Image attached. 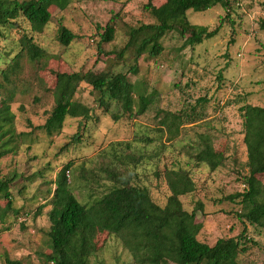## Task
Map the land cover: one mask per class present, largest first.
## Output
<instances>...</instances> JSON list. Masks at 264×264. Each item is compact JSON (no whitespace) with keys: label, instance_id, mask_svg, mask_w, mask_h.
<instances>
[{"label":"rangeland","instance_id":"374dc122","mask_svg":"<svg viewBox=\"0 0 264 264\" xmlns=\"http://www.w3.org/2000/svg\"><path fill=\"white\" fill-rule=\"evenodd\" d=\"M162 2L152 0L155 6ZM147 3L71 0L62 11L50 7L51 20L40 34L32 33L21 18L17 27L0 29V106L6 101L13 116L11 134L1 133L0 146L7 142V147L0 149V177L14 178L9 191L17 211L0 221V264L6 258L21 264H46L47 204L62 168L70 163L66 175L71 190L80 202L90 204L111 186L100 168L129 164L123 154L139 162L132 183L146 187L159 206H164L170 194L164 170H188L195 190L180 201L184 210L195 211V221L202 225L197 239L212 246L218 239L245 230L246 237L257 245L240 256L238 263L264 264V231L239 219V199H229L243 191L248 175L239 108L246 104L264 108V28L260 26L264 0H237L228 8L216 5L203 12L189 10L190 24L209 31L218 28L217 34L189 47L183 46L179 33H168L161 40L162 54L152 59L143 55L129 72L133 52L128 50L121 57L117 53L127 42L129 27L154 23L144 8ZM107 23L114 27V39L101 43ZM60 26L75 35L68 46L57 40ZM23 32L33 36L45 55L34 62L22 56L19 69L6 80L1 71L19 51ZM87 71L124 73L130 83H139L147 94L152 93L153 99L140 115L135 113L136 98L132 114L123 113L115 103L105 111L98 105L97 93L81 83L74 99L91 109L89 121L67 118L61 131L50 136L34 129L44 123L54 105L55 73ZM173 114L182 123L178 134L169 139L161 121L171 120ZM202 138L224 157L216 170L194 160ZM111 151L121 158H112ZM258 178L264 184V174ZM5 204L0 198V207ZM95 243L97 250L90 264H135L115 236L102 231Z\"/></svg>","mask_w":264,"mask_h":264},{"label":"trees","instance_id":"16d2710c","mask_svg":"<svg viewBox=\"0 0 264 264\" xmlns=\"http://www.w3.org/2000/svg\"><path fill=\"white\" fill-rule=\"evenodd\" d=\"M235 1L237 0H163L159 6H155L152 0H148L144 8L153 17L154 23L129 27L127 42L117 54L121 57L128 50L133 52L134 62L129 68V72H132L143 55L152 59L162 54L161 40L168 33H179L184 38L183 46L199 45L203 40L214 37L218 28L209 31L207 27L190 24L187 12H203L216 5L228 8ZM70 3L71 0H0V29L6 26L17 27V20L21 18L26 21L32 33L40 34L51 20L50 7L62 11ZM260 26L264 28V22ZM114 33L113 25L107 23L100 35V42H111ZM74 38L75 35L64 26L58 28L57 40L61 45L68 46ZM19 42V51L1 71L6 80L17 72L22 56L34 62L45 55L32 35L23 32ZM111 53L115 54L113 51ZM54 79V105L44 123L34 127L49 136L60 132L67 118L85 121L92 118L91 109L74 99L81 83L87 84L97 93L98 105L105 111L110 103H115L123 113L132 114L136 98L138 102L135 113L140 115L153 99L152 93L147 94L139 83H130L124 73L56 72ZM9 111V104L4 101L0 106V138L3 137L1 133L10 135L12 132L13 116ZM239 112L248 175L244 177L243 191L229 196V199H239V219L264 231V184L258 178L264 174V108L246 104L239 108ZM114 119H117L115 115ZM181 123L182 118L174 114L171 115V120L161 121L169 139L178 134ZM72 138L78 140V133ZM5 147L7 142H3L0 149ZM110 155L118 160V153L111 151ZM122 157L129 164H110L100 168L101 175L111 186L90 204L80 202L71 190V181L66 175L70 163L62 168L47 204L50 207L47 212L50 226L47 232L49 253L44 257L46 264H90L89 259L97 250L95 238L102 231L120 239L135 264H239V257L257 245L246 237L245 230L235 237L218 239L212 246L199 241L197 236L202 225L195 221V211L184 210L180 201V197L195 190L188 170H164L163 178L170 194L164 206H159L151 199L146 187L131 181L139 162L128 154H123ZM137 159L141 161L142 157L138 156ZM194 160L197 165L205 164L211 170H216L224 157L213 150L208 140L202 138ZM121 167L124 168L120 169ZM13 180V177H0V198L6 200L5 206L0 207L1 222L8 213H17L13 209L9 191ZM198 206L201 208V205ZM5 264L21 263L6 258Z\"/></svg>","mask_w":264,"mask_h":264}]
</instances>
